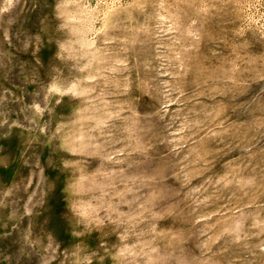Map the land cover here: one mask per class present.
<instances>
[{
	"label": "rangeland",
	"instance_id": "1",
	"mask_svg": "<svg viewBox=\"0 0 264 264\" xmlns=\"http://www.w3.org/2000/svg\"><path fill=\"white\" fill-rule=\"evenodd\" d=\"M0 264H264V0H0Z\"/></svg>",
	"mask_w": 264,
	"mask_h": 264
}]
</instances>
